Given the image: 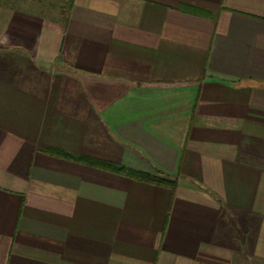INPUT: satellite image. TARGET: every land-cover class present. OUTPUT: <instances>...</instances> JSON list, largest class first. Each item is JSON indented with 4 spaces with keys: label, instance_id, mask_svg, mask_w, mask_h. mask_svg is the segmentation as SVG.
<instances>
[{
    "label": "crops",
    "instance_id": "obj_1",
    "mask_svg": "<svg viewBox=\"0 0 264 264\" xmlns=\"http://www.w3.org/2000/svg\"><path fill=\"white\" fill-rule=\"evenodd\" d=\"M0 264H264V0H0Z\"/></svg>",
    "mask_w": 264,
    "mask_h": 264
},
{
    "label": "trees",
    "instance_id": "obj_2",
    "mask_svg": "<svg viewBox=\"0 0 264 264\" xmlns=\"http://www.w3.org/2000/svg\"><path fill=\"white\" fill-rule=\"evenodd\" d=\"M122 170V169H121ZM121 170H119V171H121ZM145 178H146V176H144Z\"/></svg>",
    "mask_w": 264,
    "mask_h": 264
}]
</instances>
